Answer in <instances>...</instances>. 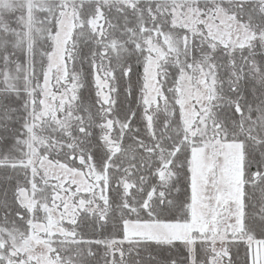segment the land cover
Segmentation results:
<instances>
[{
	"label": "snow or ice",
	"instance_id": "snow-or-ice-1",
	"mask_svg": "<svg viewBox=\"0 0 264 264\" xmlns=\"http://www.w3.org/2000/svg\"><path fill=\"white\" fill-rule=\"evenodd\" d=\"M0 264H264V0H0Z\"/></svg>",
	"mask_w": 264,
	"mask_h": 264
}]
</instances>
